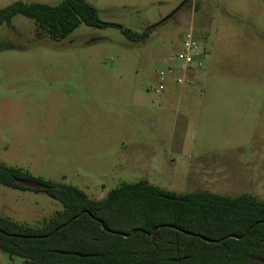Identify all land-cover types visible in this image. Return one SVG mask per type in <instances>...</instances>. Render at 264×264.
I'll return each instance as SVG.
<instances>
[{"label":"rangeland","instance_id":"374dc122","mask_svg":"<svg viewBox=\"0 0 264 264\" xmlns=\"http://www.w3.org/2000/svg\"><path fill=\"white\" fill-rule=\"evenodd\" d=\"M58 6L64 0H0ZM102 27L40 39L34 20L0 26V163L103 200L147 182L181 196L264 201V0H85ZM127 28L142 34L129 40ZM192 31L204 68L159 73ZM173 76V77H172ZM63 206L0 184V214L40 227ZM0 264H29L0 250Z\"/></svg>","mask_w":264,"mask_h":264},{"label":"trees","instance_id":"16d2710c","mask_svg":"<svg viewBox=\"0 0 264 264\" xmlns=\"http://www.w3.org/2000/svg\"><path fill=\"white\" fill-rule=\"evenodd\" d=\"M17 15L35 21L38 38L55 41L82 24L106 26L85 0L58 6L16 1L0 8V26ZM150 30L122 28L133 42ZM18 179L32 178L0 163L1 185L46 192L63 206L40 227L0 214V250L29 264H264V201L248 194L231 198L200 191L177 197L142 181L91 200L70 184L38 180L45 188L32 189Z\"/></svg>","mask_w":264,"mask_h":264},{"label":"built area","instance_id":"2783aa9c","mask_svg":"<svg viewBox=\"0 0 264 264\" xmlns=\"http://www.w3.org/2000/svg\"><path fill=\"white\" fill-rule=\"evenodd\" d=\"M182 45L181 51L175 57L171 58L176 63L170 64L167 70L159 73V86L152 89V91H156L157 93L162 92L165 89L164 83L166 79L171 75L174 76L178 85L187 84L193 81L204 68L205 53L201 51L192 31L186 34Z\"/></svg>","mask_w":264,"mask_h":264},{"label":"water","instance_id":"95a60500","mask_svg":"<svg viewBox=\"0 0 264 264\" xmlns=\"http://www.w3.org/2000/svg\"><path fill=\"white\" fill-rule=\"evenodd\" d=\"M187 1L188 0H185L177 10H179ZM17 182L25 187L32 188V189H44L45 188L44 184L38 181L32 180V179H18ZM59 253L63 255L69 254V255H75V256H82L81 254H78V253H66V252H59Z\"/></svg>","mask_w":264,"mask_h":264}]
</instances>
